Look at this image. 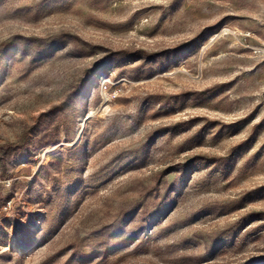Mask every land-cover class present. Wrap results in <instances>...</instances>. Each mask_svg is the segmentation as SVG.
<instances>
[{
  "label": "rangeland",
  "instance_id": "obj_1",
  "mask_svg": "<svg viewBox=\"0 0 264 264\" xmlns=\"http://www.w3.org/2000/svg\"><path fill=\"white\" fill-rule=\"evenodd\" d=\"M0 264H264V0H0Z\"/></svg>",
  "mask_w": 264,
  "mask_h": 264
}]
</instances>
